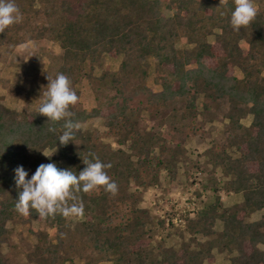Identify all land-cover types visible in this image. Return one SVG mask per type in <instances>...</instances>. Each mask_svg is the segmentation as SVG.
Returning a JSON list of instances; mask_svg holds the SVG:
<instances>
[{"label": "trees", "instance_id": "trees-1", "mask_svg": "<svg viewBox=\"0 0 264 264\" xmlns=\"http://www.w3.org/2000/svg\"><path fill=\"white\" fill-rule=\"evenodd\" d=\"M35 1H45L52 8L45 15L53 19L46 31L61 50V64L53 78L57 73L67 75L79 97V102L70 106L73 113L70 119L82 124L88 119L102 118L106 136L118 137V144L131 139L136 156L133 160L121 150L100 149L97 137L88 136L81 129L75 132L73 141L61 145L58 137L64 131V120L53 123L37 110L15 115L0 107V246L6 235V223L18 214L15 204L23 191L15 182L18 167L28 168L29 180L39 165L48 163L79 174L86 167L82 160L91 159L89 154L94 153L103 163L112 164L106 172L118 185L117 194L112 195L102 187L87 194L81 192L84 220L74 232H67L69 223L62 215L40 218L35 210H30L32 220L55 231L53 237L46 232L35 233L37 242L30 253V262L201 264L202 256L211 260L210 244H200L202 249L197 251L186 244L179 248L161 247V253L156 255L149 251L154 233L152 216L136 206L141 195L138 190L156 182L161 169L174 178L183 153L161 145L159 155H152L160 137L137 131L126 113V105L112 99L102 100L100 91L94 94L97 106L91 110L83 108L77 85L87 77V65H94L107 55L121 56L120 69L130 75H136L149 59L154 60L155 78L161 90L146 92V100L156 115L166 117L168 114L163 110L179 101L184 104L181 121L193 119L200 93L215 102L223 99L229 102L226 115L232 131L229 141L237 147L238 155L232 157L226 150L216 149L209 157L212 169L219 167L222 175L230 178L226 190L242 194V204L231 212L219 213L216 196L213 204L187 219L184 228L194 235L210 236L215 220L219 219L222 230L214 244L219 250L234 252L231 264H264V249L260 248L264 247V214L257 221H247L254 212L264 210V9L258 10L248 26L235 31L230 25L234 0ZM162 7L173 11L172 16L162 17L159 12ZM246 33H249L248 49L242 50L238 42L246 38ZM10 34V27L0 33L1 45L6 44ZM181 36L194 44L192 50L176 48ZM209 36L215 40L208 42ZM235 68L241 72V79L234 76ZM107 76L99 79L101 88L107 81L114 87L127 77L118 80ZM117 92L121 96L120 90ZM247 115L252 116V121L249 128H244L239 121ZM169 117L178 119L174 114ZM175 123L172 121V129ZM50 127L56 131L50 132ZM56 149L55 154L47 155L50 158L41 155L44 150ZM213 173L210 176L214 182ZM213 189L216 192L215 185ZM157 225L160 228L163 222ZM0 264H9L1 247Z\"/></svg>", "mask_w": 264, "mask_h": 264}, {"label": "rangeland", "instance_id": "rangeland-1", "mask_svg": "<svg viewBox=\"0 0 264 264\" xmlns=\"http://www.w3.org/2000/svg\"><path fill=\"white\" fill-rule=\"evenodd\" d=\"M15 3L23 19L22 22L10 26V37L5 45L0 44V107L15 115H22L38 109L42 91L48 84L47 75L53 77L61 64V50L58 42L53 40L46 31L50 21H53L51 17L45 16L52 10L51 4L35 0L33 2L15 0ZM255 4L258 10L264 9V0H255ZM37 11L39 15L34 14ZM159 12L164 18L171 17L173 14V11L164 7L160 8ZM248 38L249 33H246V38L238 42L242 50L248 49ZM207 40L213 42L215 38L209 36ZM193 47L194 44L188 43L182 36L176 42V48L180 50H192ZM121 61V56L111 58L106 55L94 65H87L85 70L87 77L77 85V89L81 91L80 102L83 108L91 110L96 107L94 94L100 91L102 100L112 99L114 102L126 105V113H129L130 122L136 126L137 131L141 134L149 133L160 137L161 140L156 142L151 150L152 155H159L161 145L179 149L183 153V160L177 163V174L174 178H170L166 169H161L156 182L151 183L144 190H138L141 191V195L136 206L146 210L152 216L154 233L149 251L156 255L161 253L159 249L161 247L163 249L179 248L184 244L190 250L197 251L202 249L200 244H210L211 260L202 256L201 264H231L230 259L235 255L234 252L219 250L214 244V239L222 230L219 219L215 220L212 227L213 234L210 236L194 235L192 232L185 231L184 228L187 219L193 218L202 208L213 204L216 196L219 197L220 202L219 213L231 212L242 204V194L226 190L225 184L230 178H225L219 167L212 169L209 157V153L216 149L226 150L232 157L238 155L237 147L231 145L229 141L232 134L226 118L230 109L229 102L226 99L215 102L200 93L195 105V118L181 121L180 114L184 110V104L179 101L171 103L170 109L163 110L166 114H170L169 116L172 114L177 116V120L171 119L168 115V117L156 115L149 109L146 100V92L157 93L161 90L155 78L154 60L149 59L146 65L140 66L135 72L136 75L123 72L120 69ZM233 74L237 79L242 78L237 68L234 69ZM102 76L109 78L114 76L118 80L124 76L126 78L124 82L115 84L114 87L112 82L107 81L106 88L105 86L101 88L99 79ZM128 79L129 82H127ZM117 90H120L121 96L116 95ZM174 120L176 127L172 129ZM251 121L252 116L247 115L239 122L242 127L249 128ZM80 125L82 133L97 137L100 149L110 147L111 151L121 150L135 160L136 154H134L131 139H126L124 144H118V137L108 136V134L106 136L107 129L102 118L88 119ZM55 151L44 150L41 155L53 154ZM23 169L29 173L27 167ZM212 172H214V182L210 176ZM214 185L216 192L213 189ZM263 214L264 210L254 212L247 221H257ZM83 220L84 216L67 218L69 223L67 232H74ZM159 221L163 222L160 228L157 227ZM40 231L48 233L51 237L55 234L53 229L35 222L29 215L18 213L7 222L6 235L0 246L5 260L9 264H33L29 257L37 242L35 233ZM65 231L66 229L63 233ZM260 248L264 249L263 246ZM77 259L78 256H75V261H78Z\"/></svg>", "mask_w": 264, "mask_h": 264}, {"label": "clouds", "instance_id": "clouds-1", "mask_svg": "<svg viewBox=\"0 0 264 264\" xmlns=\"http://www.w3.org/2000/svg\"><path fill=\"white\" fill-rule=\"evenodd\" d=\"M257 14L255 0H234L230 25L233 30L240 31L248 26ZM22 19L23 15L15 0H0V33L22 22ZM47 80V87L44 88L46 90L43 89L39 99L37 113L47 117L49 122L65 121L64 131L58 140L61 145H67L75 139V132L81 127L79 122L70 119L73 113L69 111L70 106L79 102V97L73 90L71 80L64 73H57L54 78L47 75ZM48 130L55 132L56 128L50 127ZM89 155L92 158L82 160L86 167L79 174L71 169H60L55 163H48L39 165L29 180L23 167H18L15 170V182L23 191L19 193L16 201V211L27 216L30 215V210H35L40 218L56 214L65 218H78L84 215L81 192L87 194L102 187L112 195L117 194L118 185L106 172L112 164L103 163L94 153Z\"/></svg>", "mask_w": 264, "mask_h": 264}]
</instances>
